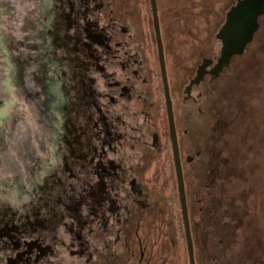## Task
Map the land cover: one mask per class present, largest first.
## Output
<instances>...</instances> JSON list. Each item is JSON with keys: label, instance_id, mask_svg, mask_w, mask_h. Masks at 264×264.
Listing matches in <instances>:
<instances>
[{"label": "rangeland", "instance_id": "374dc122", "mask_svg": "<svg viewBox=\"0 0 264 264\" xmlns=\"http://www.w3.org/2000/svg\"><path fill=\"white\" fill-rule=\"evenodd\" d=\"M105 1L98 42L79 33L70 0H0V264H34L33 246L54 231L70 264H84L80 241L91 236L93 249L115 252L105 264H136L114 222L139 213L163 239L183 226L149 0ZM157 2L192 229L206 228L199 242L216 243V264H264V13L244 51L185 99L203 57L221 56L217 35L238 0ZM120 58L148 80L114 102L102 92ZM141 188L151 211L139 210ZM86 204L108 215L96 216L101 233L82 234Z\"/></svg>", "mask_w": 264, "mask_h": 264}, {"label": "flooded vegetation", "instance_id": "af4514ba", "mask_svg": "<svg viewBox=\"0 0 264 264\" xmlns=\"http://www.w3.org/2000/svg\"><path fill=\"white\" fill-rule=\"evenodd\" d=\"M70 1L78 5L77 7L79 9L78 10L79 22H81L80 25L77 27L79 30V33H83V31H87L90 35L97 36L98 40H95L94 38L93 41H98V42L103 41V37L106 36V32H107L106 29L107 27H109V24H106L103 21V16L101 13V10L103 11L106 8L105 7L106 1L104 0V3H103V0H70ZM89 6H91V8ZM149 6L151 9L150 0H149ZM157 6H158V2H157ZM151 14H152V10H151ZM158 15H159V8H158ZM88 20H90V22H88ZM159 21H160V28H162L160 16H159ZM152 25H153V15H152ZM128 27L129 26L126 25L125 23L122 26V30L124 32V36H122V38L125 37L126 39H121L122 41L120 45H123V46H125V44L129 45L130 41H132L131 40L132 33H129L130 30L127 31ZM153 30H154V26H153ZM154 34H155V31H154ZM161 34H162V30H161ZM155 40H156V37H155ZM162 40H163V35H162ZM163 45H164V42H163ZM156 47H157V43H156ZM164 54H165V49H164ZM99 57H102V56H99ZM157 57H158V49H157ZM107 59L108 58L106 57V60H104V62H107ZM157 59H158V64H159V58ZM205 59L210 60V63L206 68V73L204 75L203 80L207 76H212L216 74L215 72H213V68L218 63V60L215 61L214 58H211V56H204L202 59V62L198 65L197 72ZM165 60H166V57H165ZM113 62L115 64L122 63L121 64L122 71L119 72V70H112L110 72V76H111L110 79L113 80L112 82L111 81L109 82L111 88L109 89V91L105 90V94L102 92V96L106 94H108L109 96L111 95L114 102H118L121 96L127 95V92H129L128 93L129 97H132V98L135 97L136 88H141L144 83H147V80H148L147 72L146 71L143 72V68L139 64H137V67H135V70H131L130 65L132 61H130L129 59L128 60H124L123 58H120V60L113 59ZM104 64H105L104 66L106 67L107 63H104ZM105 67H101V70L104 71ZM159 69H160V64H159ZM166 69H167V64H166ZM197 72H196V75H197ZM167 76H168V70H167ZM195 76L192 79H190L188 85L186 86L184 90L185 99L192 98V92L194 88L198 87L203 81L202 80L199 84H193L190 89V92L187 93L186 89L190 85L191 81L195 78ZM122 77L124 79H122ZM160 77L162 81L161 69H160ZM168 81H169V76H168ZM121 84L125 85L123 91L121 90ZM162 86H163V81H162ZM169 86H170V82H169ZM163 93H164V89H163ZM170 94H171V99L173 103L175 125H176L177 137H178V145H179L180 157H181V162H182L181 145L179 141V138H180L179 137V126L176 120V109L174 107V101L172 98L171 86H170ZM164 98H165V94H164ZM164 102H165V110H166V115H167L165 99H164ZM167 124H168V131L166 133V139L170 140L172 157H173L172 142H171L170 135H169L168 116H167ZM156 140H157V137H156ZM118 143L120 142L118 141ZM189 159L191 160L190 157ZM173 163H174V158H173ZM182 167H183V163H182ZM174 168H175V164H174ZM175 174H176V171H175ZM176 180H177V177H176ZM86 184L87 186L94 185V184H91L89 181L86 182ZM185 188H186V184H185ZM177 191H178V184H177ZM138 192L140 196H143L142 201H141L142 203L139 206L140 212L142 213L144 210L146 211V209H149L151 211L152 202L149 200L150 198L149 195L151 194V191L148 190L145 192L141 188V189H138ZM186 198H187V191H186ZM89 199L90 197H87L86 201L89 202ZM178 199H179V192H178ZM179 204H180V199H179ZM187 206H188V203H187ZM180 209H181V204H180ZM93 210L95 212V208H92L90 205L87 206V204H86L85 209H83L82 215L84 216V220L81 224L80 230H82V234L83 232L85 233L84 236H86L87 231L88 230L90 231L91 229H93V231L95 230L98 231L99 229V233H101L103 230L102 227L104 225L107 226L106 225L107 223L102 222V221L101 223L99 222L98 225L96 224V219H97L96 216L97 217L101 216V218H103L107 214H104V212H100L98 215H93ZM188 213H189V209H188ZM134 215H135V223H133V220L129 221L128 217H123L122 221L118 219L116 223L114 222L112 228L117 234L116 235L117 239L121 238L123 240H126L127 237L132 238V241L130 243H126V246L124 245V249H126V254L130 256H134V258L137 259L136 264H190L184 221L182 217V209H181V217H182L181 221L183 223V226H181V229L178 227L171 226L172 232L170 231V234H168V231H166L164 239L160 235L163 232L164 227L159 226V227L153 228L154 231H156L158 234H152L151 228L147 230V227L142 226L143 223H142L141 215L139 213L136 214L135 212H134ZM189 219H190V214H189ZM107 222H108V219H107ZM168 228L169 227H167V229ZM190 228H191V235H192V240H193L195 264H216L217 259L213 257V254H214L213 248L215 247L216 243H213V242L200 243L199 242V233L200 234L206 233V231L204 232L206 228L198 227L196 231L195 230L193 231L192 226H191V219H190ZM175 236L180 241L178 242L175 241L176 240ZM70 240H71V236L69 237L68 241ZM92 241H93L92 236L91 238L85 237V239L83 240L81 239L80 241L81 251L79 252L81 253V256H82L81 259L84 264H105L107 260H110L111 258H113V256L115 255V252L105 255L103 247L97 245L95 249H93L95 245L91 244ZM63 242L65 243L62 237L59 236V234H57V231H54V233L50 232L47 238L44 237L42 245L36 246L35 244L33 246L34 252L30 256H28V259L30 258L34 264H40L41 258H42L41 260L45 261L42 264H70L68 263L69 257L67 256L66 253L65 254L63 253L64 251H62L63 249L62 246L64 245ZM107 245H110V244L107 243ZM211 247L213 250L211 249ZM1 250L4 252L6 251L7 252L6 255L11 256L12 254V252H8L9 248L7 249L6 247L5 248L2 247ZM72 254H73V251L72 252L70 251L69 255H72ZM94 255L96 256L95 259H93ZM27 261H30V260H27ZM224 261L226 260L221 259L219 262H221V264L223 263L233 264L232 262L226 263ZM12 264H19V262H15L13 260Z\"/></svg>", "mask_w": 264, "mask_h": 264}, {"label": "water", "instance_id": "95a60500", "mask_svg": "<svg viewBox=\"0 0 264 264\" xmlns=\"http://www.w3.org/2000/svg\"><path fill=\"white\" fill-rule=\"evenodd\" d=\"M153 15V26L155 31L158 58L163 81V89L165 94L167 116L169 123V135L172 142L173 158L178 184L179 199L182 209V217L184 221L190 264H195L194 248L190 228V219L187 206L185 180L183 167L180 157L178 137L175 125L173 103L170 94V86L167 76L166 60L164 54V45L162 40L160 21L158 15L157 0H150ZM264 13V0H238L231 10L227 13L226 22L219 31L217 37L222 41L223 47L218 63L213 68V72L218 73L234 55L244 51L247 44L252 40L255 31L258 28L259 17ZM210 60L205 59L200 66L197 75L187 87L186 92L189 93L193 84H199L206 73V68Z\"/></svg>", "mask_w": 264, "mask_h": 264}, {"label": "trees", "instance_id": "16d2710c", "mask_svg": "<svg viewBox=\"0 0 264 264\" xmlns=\"http://www.w3.org/2000/svg\"><path fill=\"white\" fill-rule=\"evenodd\" d=\"M146 1V0H145ZM148 3V2H147ZM208 184V183H207ZM204 185V184H203Z\"/></svg>", "mask_w": 264, "mask_h": 264}]
</instances>
